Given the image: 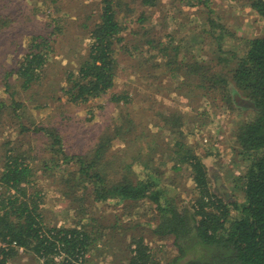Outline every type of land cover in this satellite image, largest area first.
I'll list each match as a JSON object with an SVG mask.
<instances>
[{"label":"rangeland","instance_id":"1","mask_svg":"<svg viewBox=\"0 0 264 264\" xmlns=\"http://www.w3.org/2000/svg\"><path fill=\"white\" fill-rule=\"evenodd\" d=\"M122 1L124 5L116 8L126 40L116 47V87L101 98L73 104L63 91L68 85L66 73L77 71L87 56L90 29L100 21L104 0H0V21L11 17L9 27L0 30V65L4 61L6 68L17 69L32 36L48 38L53 49L39 82L28 89L16 83L28 115L55 125L73 154L87 151L93 141L108 133L116 135L109 158L141 148L151 155L162 184L176 188L180 203L190 202L195 184L188 165L173 168L175 141L189 143L199 154L212 151L215 155L205 158L212 188L227 200L242 201L234 177L245 169L246 162L235 150V134L255 117V109L234 85L225 88L208 82L206 87H198L199 80L187 68L196 60L199 64L208 58L216 62L228 51L241 53L248 39L264 35V19L250 0H158L156 6H144L142 0ZM211 17L219 24L216 29L209 22ZM3 70L2 98L8 95L1 83ZM114 91H129L132 103L117 105L110 98ZM16 125L9 121L0 128V155L5 142L15 138ZM48 142L47 138L32 141L33 145ZM158 146L165 154L151 149ZM127 159L126 163L130 156ZM140 171L135 166L134 172ZM124 173L129 175L124 169L115 175ZM36 185L43 188L45 223L74 226L82 212L63 194L61 183L41 178ZM91 210L82 219L97 237L88 253L89 264H128V246L137 234L146 238L160 258L175 253L171 236L160 238L151 232L152 222H156L151 202L118 204L110 200L92 205ZM33 263L23 254L8 264Z\"/></svg>","mask_w":264,"mask_h":264},{"label":"trees","instance_id":"2","mask_svg":"<svg viewBox=\"0 0 264 264\" xmlns=\"http://www.w3.org/2000/svg\"><path fill=\"white\" fill-rule=\"evenodd\" d=\"M157 1L142 3L156 6ZM104 2L100 21L90 29L92 42L87 56L77 71L66 73L68 85L63 91L73 104L101 98L116 87V47L126 40L116 6L124 3ZM250 2L264 19V0ZM10 18L0 21V30L9 27ZM209 22L212 29L219 25L212 17ZM52 50L48 38L32 36L17 69L6 68L4 61L0 65V69L4 68L1 83L8 94L0 96V128L9 121L17 123L15 138L5 142L0 155V264H8L23 254L33 264H89L88 253L97 237L82 219L92 205L110 200L118 204L151 202L156 210L152 234L173 238L175 253L160 258L142 234L134 235L128 246V264H264V35L248 39L241 53L228 51L216 62L208 58L199 64L196 60L187 68L199 80L198 87L204 88L208 82L225 88L234 85L255 109V117L244 122L235 134V150L246 162L245 169L234 177V188L242 193V201L235 197L227 200L212 188L205 158L215 153L208 149L199 154L180 139L173 145L171 159L174 169L182 165L191 169L195 186L188 203L178 201L176 188L162 184L151 155L141 148L109 158L116 135L103 134L87 151L70 153L62 132L53 124L37 122L29 116L15 89L16 83L28 89L41 80ZM110 98L121 107L133 100L129 91H114ZM46 138L50 140L46 145L32 143ZM151 149L165 154L159 146ZM135 166L141 169L139 174L134 172ZM123 169L129 175H115ZM41 178L61 183L63 194L82 212L74 226L45 223L41 209L43 188L36 185Z\"/></svg>","mask_w":264,"mask_h":264}]
</instances>
